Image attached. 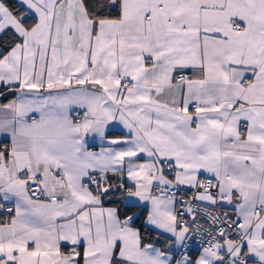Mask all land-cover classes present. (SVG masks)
<instances>
[{
	"label": "snow or ice",
	"instance_id": "snow-or-ice-1",
	"mask_svg": "<svg viewBox=\"0 0 264 264\" xmlns=\"http://www.w3.org/2000/svg\"><path fill=\"white\" fill-rule=\"evenodd\" d=\"M0 264H264V0H0Z\"/></svg>",
	"mask_w": 264,
	"mask_h": 264
}]
</instances>
